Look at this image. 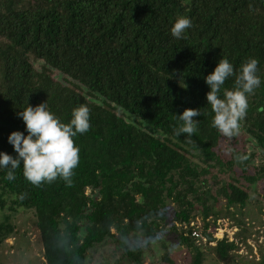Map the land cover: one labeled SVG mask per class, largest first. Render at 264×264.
I'll return each mask as SVG.
<instances>
[{
  "label": "trees",
  "instance_id": "trees-1",
  "mask_svg": "<svg viewBox=\"0 0 264 264\" xmlns=\"http://www.w3.org/2000/svg\"><path fill=\"white\" fill-rule=\"evenodd\" d=\"M179 17L192 21L186 39L171 35ZM222 58L237 72L256 58L262 80L230 140L212 126L207 101L206 77ZM234 86L230 77L223 88ZM44 102L63 123L87 105L91 127L74 137L80 161L71 187L62 179L32 185L23 161L14 180L0 168V246L24 209L34 211L45 264H86L97 245L140 230L160 238L168 225L186 264L209 255L216 264H264V218L256 228L241 212L250 185L264 194V162L253 168L258 149L264 158V0H0V153L18 156L8 140L28 135L18 113ZM189 108L201 113L197 131L177 136ZM246 134L255 151L240 148ZM198 217L205 234L231 219L234 240L198 243L189 227ZM123 256L145 264L137 243ZM160 263L178 264L167 251Z\"/></svg>",
  "mask_w": 264,
  "mask_h": 264
},
{
  "label": "clouds",
  "instance_id": "clouds-1",
  "mask_svg": "<svg viewBox=\"0 0 264 264\" xmlns=\"http://www.w3.org/2000/svg\"><path fill=\"white\" fill-rule=\"evenodd\" d=\"M187 17H179L171 28V35L176 39H186V32L192 27ZM259 61L250 58L243 63L237 72L228 59H221L215 70L206 77L211 91L207 93V101L214 113L212 126L227 139L239 135L241 121L245 119L249 107L248 98L260 87ZM235 78L232 90L223 88L225 82ZM223 89V92H222ZM221 92L223 98H221ZM90 108L80 105L73 109L70 123H63L50 110L47 103L27 107L18 113L22 117L28 135L14 131L8 137L9 143L18 153L13 157L8 153H0V168L7 169L6 179L14 180L15 170L21 167L25 179L36 187L44 183H54L62 179L67 186H72V177L79 165V148L74 137L90 130ZM199 109H186L178 119L183 123L175 134H186L191 138L197 131L200 116Z\"/></svg>",
  "mask_w": 264,
  "mask_h": 264
},
{
  "label": "rangeland",
  "instance_id": "rangeland-1",
  "mask_svg": "<svg viewBox=\"0 0 264 264\" xmlns=\"http://www.w3.org/2000/svg\"><path fill=\"white\" fill-rule=\"evenodd\" d=\"M41 64L42 62L36 63L38 67ZM56 76L65 82L67 81L61 74H56ZM94 100L99 101L101 99L94 98ZM240 148L248 152L255 151V141L246 134L242 138ZM259 151L258 149L255 155L253 168L264 162V158L261 157ZM250 189L252 194L251 199L248 201L247 206H245L243 210H240L243 212L246 221L255 223L257 225L256 228H258V226H260V220L264 218V194L261 187L257 184L250 185ZM168 203L170 206H173L171 200H168ZM3 213L4 211L0 209V218ZM35 219L33 210L20 209L15 213L13 220L16 224L17 231L0 246V264H45ZM208 220L211 221L210 226L214 230L213 216H210ZM232 225L233 221L231 219L227 217L219 218L216 222V226L221 227L222 232H216L221 235L224 234L225 236L229 235L232 237L233 231L237 229L235 225ZM169 226L170 225L164 228L163 232L160 234V238H149L144 231L140 230L131 233L126 238H120L116 241H108L97 245L89 251L86 264H133L123 256V251L126 245L132 246L136 243L143 248L145 264L160 263V258L166 251L175 258L178 264H186L184 257L187 255V252L180 246V242L175 234L169 231ZM216 263L217 262L210 255L205 261V264Z\"/></svg>",
  "mask_w": 264,
  "mask_h": 264
},
{
  "label": "built area",
  "instance_id": "built-area-1",
  "mask_svg": "<svg viewBox=\"0 0 264 264\" xmlns=\"http://www.w3.org/2000/svg\"><path fill=\"white\" fill-rule=\"evenodd\" d=\"M176 225L179 228L182 226L181 224H178V223ZM184 226H185V228H187V225H184ZM201 226H202V221H201V219L199 217L196 218V219H194V220H192L190 222V225H189V227L192 228L191 236L194 237V238H196L197 241H198V243H201V242H203V243L209 242L210 244L215 245L216 242L219 239H222L225 236L224 234L221 235V234H218L217 233L219 231L222 232V228L221 227H217L214 233L207 232V233L212 234L213 236L217 237V241L216 242L209 241V239H208V237L206 235L207 233L205 234V233H203L201 231ZM236 231H237V229H236ZM236 231H233L232 237L228 235V237H229V239L231 241L234 240V234H235ZM263 241H264V237H261L260 242H263ZM249 243L252 245V247L254 248V253L257 255L258 254V246L253 241H251V240L249 241ZM241 251H245V249H242ZM157 264H161V263H157Z\"/></svg>",
  "mask_w": 264,
  "mask_h": 264
},
{
  "label": "water",
  "instance_id": "water-1",
  "mask_svg": "<svg viewBox=\"0 0 264 264\" xmlns=\"http://www.w3.org/2000/svg\"><path fill=\"white\" fill-rule=\"evenodd\" d=\"M206 235H207L209 241H212V242L217 241V237L213 236L212 234L207 233Z\"/></svg>",
  "mask_w": 264,
  "mask_h": 264
}]
</instances>
